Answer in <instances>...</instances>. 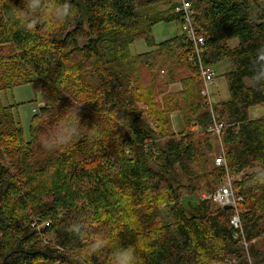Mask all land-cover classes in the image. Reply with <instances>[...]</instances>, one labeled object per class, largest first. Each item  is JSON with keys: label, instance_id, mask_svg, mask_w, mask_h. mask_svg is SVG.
Returning <instances> with one entry per match:
<instances>
[{"label": "trees", "instance_id": "16d2710c", "mask_svg": "<svg viewBox=\"0 0 264 264\" xmlns=\"http://www.w3.org/2000/svg\"><path fill=\"white\" fill-rule=\"evenodd\" d=\"M185 1L194 32L204 40L201 62L231 65L225 74L229 97L211 109L181 13L160 10L165 0H71L72 17L48 24L34 14L30 32L15 15L23 0H0V94L29 85L43 102L33 111L28 139L14 106L0 102V264H111L114 248L130 245L138 264H264V116L249 117V109L264 105V60L258 59L264 0ZM48 2L42 0H57ZM171 21L179 22L181 34L156 44L151 28ZM138 39L150 51L133 56L130 46ZM231 40H237L233 48ZM167 59L180 91L165 95L162 105V82L151 79L130 91L129 82L138 79L134 63L151 68ZM86 71L95 75L94 90L78 84L76 76ZM71 78L70 96L63 98ZM140 100L155 119L154 130L141 125ZM174 112L183 123L177 133ZM62 122L75 126L74 135L65 144H48L49 153L42 154L39 138L50 140ZM214 124H222L228 173L241 174L231 185L238 236L230 223L233 208L223 210L201 195L188 209L178 201V187H186L180 176L189 185L211 176L216 188L222 184L224 169H209L207 133ZM168 126L171 134L158 146L154 132ZM159 197L171 205L170 223H156L157 214L143 209ZM101 240L104 246L96 249Z\"/></svg>", "mask_w": 264, "mask_h": 264}, {"label": "rangeland", "instance_id": "374dc122", "mask_svg": "<svg viewBox=\"0 0 264 264\" xmlns=\"http://www.w3.org/2000/svg\"><path fill=\"white\" fill-rule=\"evenodd\" d=\"M50 0H43L45 3H49ZM137 2H145L148 0H136ZM181 0H165V2H162L163 5H161L159 8L160 10L174 11L175 8L173 5L180 4ZM174 9V10H173ZM171 11V12H172ZM253 14L256 16L257 11L254 10ZM44 20L46 22L51 23L52 17L45 16ZM151 34L153 36L154 42L156 44L161 43L165 40H168L172 37H175L179 34H181V26L179 22H159L155 24L151 28ZM237 45V40H231L228 42V46L230 48H233ZM150 51V48L146 45L145 41L143 39H138L134 41V43L130 46V53L135 56L138 54H142L145 52ZM10 52V51H9ZM9 52L6 54V56L9 55ZM174 54L177 56L179 55L178 51H175ZM167 60H161L159 63L154 64L151 68L141 67L138 62L134 63L135 69L138 73V79L136 81L131 80L129 82V88L130 91L132 87H141L143 84H148V81L153 79L158 84L159 82H162L165 84V87H160L157 91L158 100L160 101V105L164 102V99H162L165 95L168 93H176L181 90V84L178 80V76L174 75V70L167 69ZM178 62H182V59H179ZM211 69L215 72L214 77V84H210L208 86V91L211 97V101L213 103H216L218 101H226L229 97L226 80H225V74L230 71L231 65L227 60H222L220 62H217L210 66ZM78 79L79 85H86L91 90H94L97 87V82L95 75L92 74L91 71H86L84 73H80L76 76ZM72 78L68 79L67 83L62 89V97L63 98H69V93L66 90L67 87L74 84L72 82ZM203 86V84H202ZM129 90V89H128ZM127 90V91H128ZM129 91V92H130ZM203 91V90H202ZM126 92V91H124ZM129 92H126V95H129ZM203 96V95H202ZM204 97V96H203ZM42 97L40 94L34 93L33 89L29 85H22L15 88H12L10 90H7L6 92H3L0 94V102L2 105H13L12 113L15 117V120H17L23 130L24 137L26 139L29 138V125L31 121V117L33 116V110H36L38 112L39 107L43 105V102H41ZM206 99V98H205ZM141 101V102H140ZM137 101L135 103V107L138 108V110L142 111L143 117L141 120V125L144 127H151L153 130L156 126L155 119L148 114V108L145 105V101ZM78 108H81V106H77ZM264 116V105H258L254 106L251 109H249V117L250 119H258ZM170 120H171V128L174 133H177L183 129V123L181 115L178 112H174L170 114ZM210 129V128H209ZM208 129V130H209ZM161 127H157L156 129V143L158 146H163L165 140L167 139V136L171 134V129L168 126V130L165 132H162ZM211 132V131H210ZM208 132V138L212 144V153L210 155V164L209 169H215L214 165V158L217 157L219 153V140L217 137L214 136V134L211 132ZM44 145L40 152L42 154L49 153L48 151V135L41 136L39 138ZM223 151V150H222ZM225 157V154H224ZM6 163L10 168V171H13V167L10 166L9 159L6 158ZM248 172V171H247ZM241 174L235 176V179L239 178ZM180 181L184 184L186 187H178V191L180 192V197L178 198V201L187 209L189 208V204H196L198 201L199 195H209L208 193H205L206 191H210L213 189H216L214 193H217L220 190L219 188H216L219 185V182H217V179L211 177H200L196 178L191 181V184L187 183V179L185 177L180 176ZM181 185V184H180ZM181 189V190H180ZM154 206L148 207L145 206L143 209L144 211H150L154 212L156 215L155 222L158 224H164V223H170L172 222V217L169 213L170 204L168 201H166L164 198H158L156 202H153ZM35 218V217H34ZM33 218V219H34ZM35 222V221H34ZM39 226V225H38ZM40 228V227H39ZM46 239H51V236L45 237ZM45 239V240H46ZM264 244V240H263ZM91 248V247H90ZM38 264H45V263H38ZM55 264V263H51Z\"/></svg>", "mask_w": 264, "mask_h": 264}, {"label": "built area", "instance_id": "2783aa9c", "mask_svg": "<svg viewBox=\"0 0 264 264\" xmlns=\"http://www.w3.org/2000/svg\"><path fill=\"white\" fill-rule=\"evenodd\" d=\"M175 12L181 13V19L183 22L182 30L184 31V34L189 38V40L192 41L193 48H194V55L191 56V60L195 62V65H197V74L203 84V91L202 95L206 98V103L212 108V101L211 97L208 91V86L211 84H214V77L215 72L213 69H211L210 66H206L201 62V55L204 53V50L202 48L204 44V40L202 37H198L194 29L192 27L191 23V4L190 2H187L185 0H181L179 6L175 8ZM35 111V110H33ZM222 127V124H214L211 128V132L214 134V136H219L220 129ZM214 165L216 167H221L224 169L225 176L223 179V182L221 184V189L216 193L214 196L215 198H221L222 202H229L233 206L234 214L232 215L230 219V223L234 230H236L237 235L242 234V226L240 222V218L236 209L237 202L235 199H233V194L231 190V185L234 180H236L234 177L229 176L227 168H226V161L224 157V153L219 145V153L216 158H214ZM202 199L204 200H210L208 199L207 195H202ZM211 201V200H210ZM243 245L246 247L247 244L245 241H243Z\"/></svg>", "mask_w": 264, "mask_h": 264}, {"label": "clouds", "instance_id": "9594fccd", "mask_svg": "<svg viewBox=\"0 0 264 264\" xmlns=\"http://www.w3.org/2000/svg\"><path fill=\"white\" fill-rule=\"evenodd\" d=\"M37 14L50 16L54 20L63 22L66 19L72 17L73 7L71 0H57L56 3L43 4L42 0H23V8L16 11L15 15L19 21V26L25 31H32L37 23L35 19H32ZM258 59L264 60V49H261L258 53ZM75 126L73 124L62 122L59 125L58 134L53 136L48 144L62 145L68 142V140L74 135ZM104 246L103 241H98L96 249H100ZM111 264H138V257L136 255V249L133 246H116L111 253Z\"/></svg>", "mask_w": 264, "mask_h": 264}, {"label": "bare ground", "instance_id": "6f19581e", "mask_svg": "<svg viewBox=\"0 0 264 264\" xmlns=\"http://www.w3.org/2000/svg\"><path fill=\"white\" fill-rule=\"evenodd\" d=\"M212 128V127H211ZM211 128L208 130V132H210L211 131ZM211 133V132H210ZM219 136H220V134H219ZM219 136H215V137H217L218 138V140H219ZM220 142V141H219ZM219 145H220V147H221V149H222V146H221V144L219 143ZM223 150V149H222ZM223 153H224V151H223ZM226 168H227V165H226ZM229 174V173H228ZM229 176H232V177H234L235 178V175H231V174H229ZM237 176V175H236ZM238 177V176H237ZM223 182V181H222ZM221 189V188H220ZM214 190V189H213ZM216 195V193H212L211 195H207V197H208V199H212V201L213 202H215L217 205H219V206H226V205H231V204H229V202H222V200H221V198H215L214 199V196ZM232 206V205H231ZM222 207V208H223ZM232 208H233V206H232Z\"/></svg>", "mask_w": 264, "mask_h": 264}, {"label": "water", "instance_id": "95a60500", "mask_svg": "<svg viewBox=\"0 0 264 264\" xmlns=\"http://www.w3.org/2000/svg\"><path fill=\"white\" fill-rule=\"evenodd\" d=\"M222 209L223 210H230V209H232V206L231 205H226Z\"/></svg>", "mask_w": 264, "mask_h": 264}]
</instances>
